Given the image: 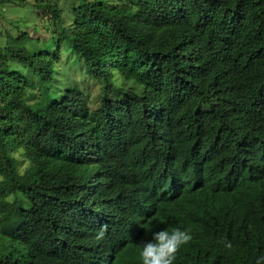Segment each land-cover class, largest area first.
I'll use <instances>...</instances> for the list:
<instances>
[{"label": "trees", "instance_id": "trees-1", "mask_svg": "<svg viewBox=\"0 0 264 264\" xmlns=\"http://www.w3.org/2000/svg\"><path fill=\"white\" fill-rule=\"evenodd\" d=\"M55 1L39 7L61 25ZM77 1L59 41L99 83L96 108L78 87L53 98L58 56L27 33L0 46V264H142L140 245L179 210L192 240L174 264H255L264 0Z\"/></svg>", "mask_w": 264, "mask_h": 264}, {"label": "rangeland", "instance_id": "rangeland-1", "mask_svg": "<svg viewBox=\"0 0 264 264\" xmlns=\"http://www.w3.org/2000/svg\"><path fill=\"white\" fill-rule=\"evenodd\" d=\"M36 1L3 0V2H0V46L5 43L8 34L17 37L27 33L31 38V43L39 48L46 47L58 56L54 66V79L51 86L53 98L61 97L69 87H78L86 95L89 108H96L100 100L99 83L85 70L82 59L78 58L71 50L70 44L59 41L61 26L68 31L72 29L74 23L72 8L78 1H55L63 18L61 25H57L47 9L39 7L41 4L39 1L42 0ZM101 1L108 6L119 2V0ZM12 67L17 66L12 65ZM29 102L39 106L43 104L39 97H34ZM14 157L18 161V172L23 173L29 165L28 161L19 153H15Z\"/></svg>", "mask_w": 264, "mask_h": 264}, {"label": "clouds", "instance_id": "clouds-1", "mask_svg": "<svg viewBox=\"0 0 264 264\" xmlns=\"http://www.w3.org/2000/svg\"><path fill=\"white\" fill-rule=\"evenodd\" d=\"M176 179H178V176ZM176 179L175 176L172 179L168 178L167 175L165 176L167 185L176 183ZM248 179L249 182H255L254 187L259 191L264 189V175L261 178L251 177ZM117 182L119 184V181ZM139 187L145 194L143 198L138 197L137 200L139 211L135 218L141 228L143 218L155 203L156 194L152 188V181L147 186L139 185ZM190 216L189 212L182 210L171 213V220L173 222L169 225L168 229L152 232L151 239L140 245L138 251L139 260L142 261V264H174L178 251L192 240L191 231L187 227V221ZM134 227L138 229V226ZM142 231L144 232L143 234L149 235L147 228ZM226 247L231 248V244H227ZM100 260L102 263H107L108 258L102 257ZM255 264H264V254L256 257Z\"/></svg>", "mask_w": 264, "mask_h": 264}]
</instances>
